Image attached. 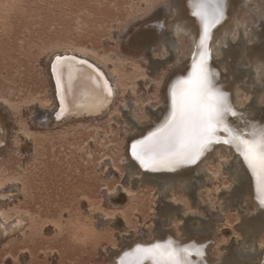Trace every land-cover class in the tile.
Returning <instances> with one entry per match:
<instances>
[{
  "label": "bare ground",
  "instance_id": "bare-ground-1",
  "mask_svg": "<svg viewBox=\"0 0 264 264\" xmlns=\"http://www.w3.org/2000/svg\"><path fill=\"white\" fill-rule=\"evenodd\" d=\"M154 1L151 0L150 3L153 4ZM157 1H160L162 7L158 5L159 3H155L156 6L132 20L124 29V33H120L121 42L119 44L121 45L118 46V49L121 54L128 53L137 57H147L159 50L158 54L161 55V59H165L164 54L169 50L180 48V54L183 56L176 55L172 59V61L176 60L174 71L165 83L167 86L160 100L162 104L160 112L153 114L150 118L143 119L141 117L143 120L138 122L130 120V125H127L129 128H125L126 131L133 133L125 159H129L130 163L132 160V170H139V173L144 172L148 178L160 182L156 183L162 191L169 185L179 183L181 187L186 184L189 190L197 191L202 184L200 181L197 184H192L190 179L195 178L202 171H207L205 168L209 159L224 153L223 163L219 164V173L222 176V164H231V157L236 155L237 162L233 167L231 166L232 170L228 172L232 176V182H236L237 185L232 193H226L229 196L226 209L221 207L222 202L215 208L211 206L208 197L205 200L202 198L205 201V207L209 205L212 213L209 220L203 222V227L193 221L188 228H184L185 232L182 233L178 224H176V228L175 222L171 223L175 217V211L171 207L162 209L160 227L155 232L153 229L150 231L139 228L141 235L133 242L126 244L122 250L114 251L111 264H160L156 257L158 251L159 256L163 255L165 261H167L166 257H171L166 256L167 253L173 256L170 264H177V262L178 264H264V167L260 166L258 161L255 165L248 155V150H253L256 146H264V0H212L215 5L212 7L213 10L211 9L213 14L209 19H206L203 28L197 17L195 0H167L168 3H163L164 0ZM200 31L201 39L204 40L202 48L207 49V57L211 59L209 70L213 85L218 92L217 96L226 95L225 107L215 121L214 142L203 146L195 164L173 166L157 163L144 167L133 156L132 145L142 141L138 139L165 117L168 94L170 90L173 92L176 78L194 61L195 56L199 57L197 55V40ZM186 34H189L188 44L185 43ZM205 36H207L206 40ZM227 37L235 45H231L229 50H224L223 45L226 44ZM223 55L224 58H222ZM39 61L42 63L41 70L46 84L44 94L39 92L30 98L26 97L28 99L14 101L6 93L0 92V154L4 148H7L8 141L10 142L13 134L19 133L23 139V142L21 139L15 141L18 148L23 146L29 147V149L33 148L36 141H41L37 138L40 137V134L42 135V132L49 134V132L67 124L82 123L85 125L87 122L104 117L114 107L117 99L124 94V76L122 77V72L119 69L118 57L110 55L100 48L65 42L46 48ZM143 69H147L145 74L147 73L149 79H139L135 93L144 92L147 83H149L147 92L151 90V87L155 89V85H157V77L149 71L147 63ZM163 73L165 72L163 71ZM247 77L249 81L246 80ZM159 81L161 82V80ZM128 87L130 86H127V97L133 92L132 88L128 89ZM253 88L255 95L253 103L250 108L244 109L243 107L250 97L247 95L243 98L245 95H242L241 90L246 89L250 93L249 91ZM243 93L245 94V91ZM41 95L44 96L41 97ZM131 96L133 97V95ZM122 103L124 104L123 101ZM116 109L115 111H117ZM130 114L131 119H140V116H136L137 114ZM17 119L19 121L22 119V121L20 123L18 121L19 124H17L15 121ZM88 125L90 127V124ZM226 126H231L234 131L228 135L224 134L223 129ZM15 128L17 129L15 130ZM226 140L231 143L226 144ZM242 153L247 154V159ZM100 167L103 168L106 178L119 175V170L112 159L103 160ZM216 173L215 175H217ZM129 175H131V169H129ZM135 177L138 176L135 175ZM133 178L131 177V181ZM115 183L114 181V184L111 185V183L104 182V194L100 196V200L92 202V210L100 212L98 227H102L109 221V225L112 223L115 227L128 225V218L125 217L128 212L124 214V209L131 199L132 193L125 186H117ZM211 183H213V175L209 173V185ZM22 184L23 180L17 176H6V178L0 176V245L5 242L9 244L17 241L18 237L23 238L25 233L31 230L33 219H31L30 213L14 208V203L22 194ZM205 189H207V185H205ZM217 189L219 190L218 187ZM212 195H215V189L211 191ZM183 197L187 198V195L183 193ZM90 198L85 194L80 200L82 208L88 209L87 212L91 207ZM157 199H159V195H157ZM246 203L248 207L243 208V213H239L243 218L239 221L241 233L238 237H241L243 241L236 248L232 247L231 250H227L228 241L220 242L221 239L219 240L225 225L223 213L230 207L242 208V205ZM188 212L187 215H191ZM201 213L204 215L203 211ZM83 217H75L76 225L72 229L74 241L90 244L94 240V243H99L98 241L105 237V234L100 233L96 228L94 224L96 220L92 222V220ZM200 220L199 218L198 221ZM139 221L136 219V223ZM49 223L52 224L49 226L51 229L60 227L57 220L46 221L45 225L47 226ZM136 223L135 225H137ZM40 230L37 227L36 232L40 233ZM127 231L125 232L127 233ZM114 232L116 233V228ZM112 237L114 239L115 236ZM163 239H169L173 245L161 246L157 249L144 246ZM111 242L110 245L113 243ZM114 242L116 243V240ZM227 252L230 253L226 257ZM30 256V252L25 251L22 252L21 258L25 260ZM7 258L9 259L5 260L4 264H11L14 261L12 253Z\"/></svg>",
  "mask_w": 264,
  "mask_h": 264
},
{
  "label": "rangeland",
  "instance_id": "rangeland-1",
  "mask_svg": "<svg viewBox=\"0 0 264 264\" xmlns=\"http://www.w3.org/2000/svg\"><path fill=\"white\" fill-rule=\"evenodd\" d=\"M150 2L151 0H0V92L6 93L14 101L28 99L26 97L30 98L39 92L44 94L46 84L39 58L46 48L65 42L94 46L110 55L117 56L125 84L124 94L117 99L111 111L96 121L87 122L85 125L82 123L67 124L49 134L42 132L44 136L40 134L37 138L41 141H36L34 147L30 149L26 146L18 148L15 141L23 139L19 133L12 135L7 148L2 151L4 154L2 152L0 154V176L2 178L17 176L23 180L22 194L14 203V208L28 211L33 222L31 230L27 231L23 238L18 237L17 241L0 245V264H4L5 260L9 259L7 257L10 253L14 256L11 264H111L114 251L122 250L126 244L133 242L141 235L139 228L150 231L153 229L155 232L160 227L162 209L171 207L175 211V217L171 223L175 222L174 226L178 224L177 226L184 233V228H188L193 221L203 227V222L211 217V207L209 205L205 207L206 197L211 201L212 207L216 208L222 202L221 207L227 208L226 202L229 196L226 193H232L237 185L236 182H232V176L228 172L237 162L236 155L231 157L232 165L222 164V176L219 173V164L223 163L224 153L209 159L205 168L207 171H202L195 178L190 179L192 184H197L199 181L202 184L197 191L189 190L186 184L181 187L180 183L169 185L162 191L157 184L160 182L148 178L144 172L139 173V170H132V160L130 163L129 159H125L130 139L133 136V133L126 131L125 128H129L127 125H130V120L138 122L142 118H150L153 114L160 112L162 108L160 100L167 86L165 83L174 71L176 60L172 61V59L176 55H182L180 48L169 50L164 54L165 59H161V55L158 54L159 50L147 57L120 53L118 49L121 45L119 44L121 42L120 33H124L129 23L147 13L156 6L155 3H159L158 5L162 7L160 1L155 0L153 4ZM162 2L168 3L167 0ZM188 35L185 36L186 44L189 42ZM231 45L235 43L227 37L223 49L229 50ZM145 63L149 71L157 77V85L155 89L151 87V90L147 92L149 89V83H147L144 92L135 93L139 79H149L147 73L145 74L147 69H143ZM246 80L249 81V78L247 77ZM127 86H130L128 89L132 88L133 97L131 95L127 97ZM9 91L11 93H8ZM241 92L245 95L243 98L247 95L250 97L243 108H250L255 97L254 88L249 91L250 93L246 89H242ZM115 109L118 112L120 110L121 113L119 114ZM130 113L137 114L136 116H140V119H131ZM18 119L15 120L17 124L22 121ZM107 159L113 160L119 170L118 176L111 178L104 176L100 163ZM129 169H131V175H129ZM209 173L213 175L211 185H209ZM131 177H134L133 181ZM114 181L117 186L123 185L132 193L131 199L125 205L124 214L125 212H128V215L135 213L132 217L125 214L128 218V225L115 227L112 223L109 225V221L102 227H98L100 212L92 210L93 203L100 200V196L104 194L103 183L112 185ZM204 184L207 185V189ZM213 189H215V195L211 196ZM183 193L187 195V198L183 197ZM85 194L91 197L89 199L91 212H87L86 207L82 208L80 203ZM247 207L246 203L242 205V208L230 207L223 213L225 225L219 240L221 239L220 242L228 241L227 250H231L232 247L236 248L243 241L241 237H238L241 233L239 221L243 218L239 213H243V208ZM187 211L191 215H187ZM75 217L88 218L92 222L96 220L94 222L96 228L100 233L105 234V237L100 239L99 243H94V240L90 244L74 241L72 229L76 225ZM199 218L202 221H198ZM136 219L140 220L139 223H136ZM51 220H57L60 227L51 229L49 227L51 223L46 226V221ZM151 224H154L153 228ZM37 227L41 229L40 233L36 232ZM109 229H113V232ZM112 233L115 234L111 235ZM234 233H237V236ZM112 236H115L114 239ZM110 241L113 242L111 245ZM24 250L30 252L29 259L21 258ZM229 253L227 252L225 256L227 257Z\"/></svg>",
  "mask_w": 264,
  "mask_h": 264
},
{
  "label": "snow or ice",
  "instance_id": "snow-or-ice-1",
  "mask_svg": "<svg viewBox=\"0 0 264 264\" xmlns=\"http://www.w3.org/2000/svg\"><path fill=\"white\" fill-rule=\"evenodd\" d=\"M183 83L189 87L173 91L174 113L164 127L147 140L132 145L133 156L144 167L157 163L173 166L195 164L203 146L214 142L215 121L225 107L226 95L213 93L209 77L204 75L201 78L199 69H194L192 77ZM233 131L231 126L223 129L226 135ZM225 143L231 142L226 140ZM146 150L150 154L146 155ZM242 154L247 159V154Z\"/></svg>",
  "mask_w": 264,
  "mask_h": 264
},
{
  "label": "water",
  "instance_id": "water-1",
  "mask_svg": "<svg viewBox=\"0 0 264 264\" xmlns=\"http://www.w3.org/2000/svg\"><path fill=\"white\" fill-rule=\"evenodd\" d=\"M214 3V2H213ZM212 3V0H195V8L197 10V17L199 21L201 22L202 28L205 22L207 21L206 19L210 18L211 15L213 14V9L215 5ZM212 9V10H211ZM212 11V13H210ZM201 31L198 34V52L197 56H195V59L192 63H190L183 71L180 76H178L174 82V90L179 92L181 89H187L189 85L187 83H183L187 80H189L190 77H192L194 69H199L201 73V78H203L204 75H207L211 81V90L213 93L216 95L218 94L216 88L213 85L212 82V77L211 73L209 70L210 66V61L211 59L207 57V53L205 47L202 48V44L204 42L203 38L201 39L200 36ZM202 50V51H201ZM201 60V61H199ZM172 90L169 91L168 94V106H167V112L165 117L161 120L160 123H158L156 126L154 125L151 127V129L148 132H145L138 140H147L148 137L152 136L153 133H158V130L162 129L166 122L169 120V118L173 115L174 113V107H173V101H172ZM255 143V142H253ZM257 147V146H256ZM254 148L253 150H248L249 152V157L254 161V164L256 165V161H258L260 166L264 167V146H258L257 148ZM150 154L148 150H146V155ZM256 157V158H255ZM256 159V160H255ZM167 245H173V242L170 241L169 239H163L161 241H158L157 243L154 244H146L144 245L147 248H158V247H167ZM162 253V252H160ZM163 254V253H162ZM168 254V255H167ZM166 256H171V257H166L167 261L163 259V255L159 256V251L156 254L157 260L159 261L160 264H170L173 256L169 253H167Z\"/></svg>",
  "mask_w": 264,
  "mask_h": 264
}]
</instances>
